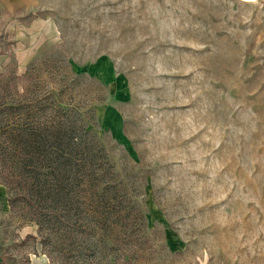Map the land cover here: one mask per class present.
Returning a JSON list of instances; mask_svg holds the SVG:
<instances>
[{"label":"rangeland","instance_id":"obj_1","mask_svg":"<svg viewBox=\"0 0 264 264\" xmlns=\"http://www.w3.org/2000/svg\"><path fill=\"white\" fill-rule=\"evenodd\" d=\"M7 2L0 264H264V0Z\"/></svg>","mask_w":264,"mask_h":264},{"label":"trees","instance_id":"obj_2","mask_svg":"<svg viewBox=\"0 0 264 264\" xmlns=\"http://www.w3.org/2000/svg\"><path fill=\"white\" fill-rule=\"evenodd\" d=\"M38 173H40L39 175H38ZM50 173V172H49ZM48 172H44V171H42V170H38L36 173H34V174H31V175H27L26 177L25 176H23V177H25V178H23V180L22 181H20V182H25L26 184L24 185V187L27 189V191L28 190H30V191H32V190H35V191H39L40 190V188L37 186V184H36V182H46V180H42V178L41 177H45V179H46V176L49 174ZM37 174V175H36ZM39 193H36V195H35V197H37V195H38ZM48 197V200L50 199H54V197H50V195H47ZM58 196V195H57ZM31 199H32V197H31ZM30 199V200H31ZM29 200V201H30ZM33 201H35L36 202V200H35V198H33ZM51 205V204H50ZM11 206H14V204H11ZM49 206V205H48ZM53 210H54V207H52V205L50 206ZM39 208V206L38 205H35L34 206V209L33 210H36V209H38Z\"/></svg>","mask_w":264,"mask_h":264},{"label":"crops","instance_id":"obj_3","mask_svg":"<svg viewBox=\"0 0 264 264\" xmlns=\"http://www.w3.org/2000/svg\"><path fill=\"white\" fill-rule=\"evenodd\" d=\"M3 10H5V12H12V9H11V7H9L7 0H0V24L3 25V27H1V25H0V34L1 33H4V34L5 33H11L12 32L11 26L14 23V21H12L9 24L7 21L2 23V20H3L2 12H3Z\"/></svg>","mask_w":264,"mask_h":264},{"label":"bare ground","instance_id":"obj_4","mask_svg":"<svg viewBox=\"0 0 264 264\" xmlns=\"http://www.w3.org/2000/svg\"><path fill=\"white\" fill-rule=\"evenodd\" d=\"M244 1L250 2V1H253V0H244Z\"/></svg>","mask_w":264,"mask_h":264}]
</instances>
